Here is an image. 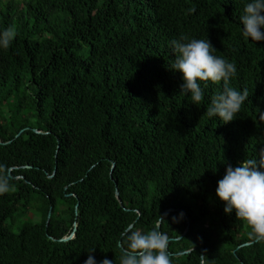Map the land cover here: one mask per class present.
<instances>
[{"label": "trees", "instance_id": "obj_1", "mask_svg": "<svg viewBox=\"0 0 264 264\" xmlns=\"http://www.w3.org/2000/svg\"><path fill=\"white\" fill-rule=\"evenodd\" d=\"M248 2L0 0V30L17 31L0 49V264H120L125 237L154 229L172 264H264V241L215 197L228 165L264 153V42L242 35ZM180 36L207 37L237 66L229 86L249 99L232 122L206 114L223 82H199L196 106L179 94ZM24 209L40 219L15 232Z\"/></svg>", "mask_w": 264, "mask_h": 264}, {"label": "clouds", "instance_id": "obj_2", "mask_svg": "<svg viewBox=\"0 0 264 264\" xmlns=\"http://www.w3.org/2000/svg\"><path fill=\"white\" fill-rule=\"evenodd\" d=\"M244 38L264 42V0H250L239 17ZM17 37L12 27L0 30V49H8ZM174 59L169 61L168 70L180 74L182 83L179 94L191 98L193 105H199L205 98L204 88L199 82H223V91L211 98L207 116L218 118L223 124L235 120L241 107L249 99L247 90L240 91L229 86V81L237 74V66L225 58L214 55L216 50L207 39L180 36L170 42ZM10 188L6 169L0 165V194ZM216 199L224 205L225 215L235 214V218L245 223L249 238L264 241V153L259 160L241 161L238 166L228 165L225 174L218 181ZM182 218V214H181ZM126 247L122 249L120 264H172L168 251L169 239L159 230L149 233L134 231L125 237ZM194 252V245L189 255ZM199 264H211L206 253L198 256ZM85 264H96L89 254ZM102 264H113L105 259Z\"/></svg>", "mask_w": 264, "mask_h": 264}, {"label": "rangeland", "instance_id": "obj_3", "mask_svg": "<svg viewBox=\"0 0 264 264\" xmlns=\"http://www.w3.org/2000/svg\"><path fill=\"white\" fill-rule=\"evenodd\" d=\"M38 207L39 206H37V207H35L36 209H38ZM22 218L21 219H19V220H16L15 221V227H14V231L16 232L17 231V229L23 224V223H25L26 221H36V222H38L39 221V219H40V214H38L34 209H28V210H26L25 211V209L24 210H22ZM29 219V220H28ZM33 221V222H34Z\"/></svg>", "mask_w": 264, "mask_h": 264}, {"label": "water", "instance_id": "obj_4", "mask_svg": "<svg viewBox=\"0 0 264 264\" xmlns=\"http://www.w3.org/2000/svg\"><path fill=\"white\" fill-rule=\"evenodd\" d=\"M48 218H50V215L48 216Z\"/></svg>", "mask_w": 264, "mask_h": 264}]
</instances>
